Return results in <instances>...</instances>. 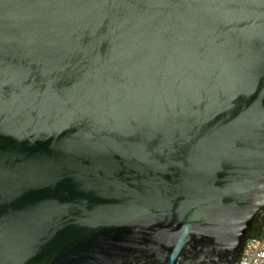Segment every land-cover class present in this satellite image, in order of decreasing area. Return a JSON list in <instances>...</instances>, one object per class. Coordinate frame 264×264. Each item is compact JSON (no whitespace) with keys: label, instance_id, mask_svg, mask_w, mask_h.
<instances>
[{"label":"water","instance_id":"obj_1","mask_svg":"<svg viewBox=\"0 0 264 264\" xmlns=\"http://www.w3.org/2000/svg\"><path fill=\"white\" fill-rule=\"evenodd\" d=\"M264 206V0H0V264H233Z\"/></svg>","mask_w":264,"mask_h":264},{"label":"built area","instance_id":"obj_2","mask_svg":"<svg viewBox=\"0 0 264 264\" xmlns=\"http://www.w3.org/2000/svg\"><path fill=\"white\" fill-rule=\"evenodd\" d=\"M233 264H264V233L260 236H247Z\"/></svg>","mask_w":264,"mask_h":264},{"label":"trees","instance_id":"obj_3","mask_svg":"<svg viewBox=\"0 0 264 264\" xmlns=\"http://www.w3.org/2000/svg\"><path fill=\"white\" fill-rule=\"evenodd\" d=\"M264 233V206L256 214L248 236H260Z\"/></svg>","mask_w":264,"mask_h":264}]
</instances>
